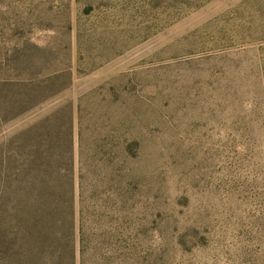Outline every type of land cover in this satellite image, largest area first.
Masks as SVG:
<instances>
[{
  "label": "rangeland",
  "instance_id": "obj_1",
  "mask_svg": "<svg viewBox=\"0 0 264 264\" xmlns=\"http://www.w3.org/2000/svg\"><path fill=\"white\" fill-rule=\"evenodd\" d=\"M87 94L88 137L140 115L148 217L132 252L99 234L76 264H264V0H0V222L52 113L77 196ZM6 237L0 264H16Z\"/></svg>",
  "mask_w": 264,
  "mask_h": 264
},
{
  "label": "trees",
  "instance_id": "obj_2",
  "mask_svg": "<svg viewBox=\"0 0 264 264\" xmlns=\"http://www.w3.org/2000/svg\"><path fill=\"white\" fill-rule=\"evenodd\" d=\"M109 91L105 92L108 98L114 94ZM87 97L80 98L75 107L79 120L77 196L71 175L72 139L69 133L65 137L64 121L61 125L52 113L45 121V134L30 137L33 183L15 187L22 195L17 192L19 196L10 201V227L0 222L7 236L4 240L10 243L5 248L11 252L9 262L76 264L77 250L82 260L84 245L94 250L99 234L105 248L120 259L135 248L133 241H140L138 229H144L148 217L140 115L130 108L129 124L124 126L115 114V122L101 128L106 129L104 135L88 137L84 127ZM104 102L101 108L111 109L119 100ZM24 142L23 132L18 144Z\"/></svg>",
  "mask_w": 264,
  "mask_h": 264
}]
</instances>
